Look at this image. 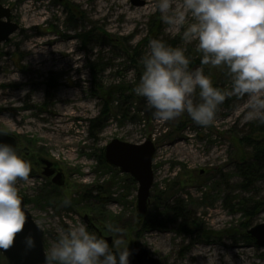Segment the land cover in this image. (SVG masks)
I'll return each mask as SVG.
<instances>
[{
    "label": "rangeland",
    "instance_id": "374dc122",
    "mask_svg": "<svg viewBox=\"0 0 264 264\" xmlns=\"http://www.w3.org/2000/svg\"><path fill=\"white\" fill-rule=\"evenodd\" d=\"M118 1L144 13H132V20L113 16L109 23L108 13L118 7L111 0H0L19 24L0 44V132L17 137L18 146L30 153H19L31 172L17 186L45 232L47 254L70 223L88 226L87 214L103 226L104 236L115 238L107 227L114 224L129 248L143 246L162 264H264V247L248 233L264 223V169L247 187L237 171L241 154L252 150L240 138L261 127L255 136L264 141V124L249 119L248 98L236 96L225 99L207 128L186 113L183 119L156 122L133 91L149 41L186 49L193 69L202 66L201 54L195 41L183 38V28L162 21L157 1ZM203 67L208 75L218 69ZM222 70L216 85L228 90L230 78ZM49 84L56 86L50 95ZM181 120L185 125L176 131ZM150 135L155 179L148 212L139 220L138 182L109 165L104 149L115 138L141 143ZM39 156L58 164L64 185L55 186L43 174L35 164ZM160 192L170 195L167 204L183 201L197 218L193 233L180 231V219L157 224L163 218V206H154ZM48 194L50 199L40 198ZM0 264H9L1 252ZM130 264L139 263L131 256Z\"/></svg>",
    "mask_w": 264,
    "mask_h": 264
},
{
    "label": "clouds",
    "instance_id": "9594fccd",
    "mask_svg": "<svg viewBox=\"0 0 264 264\" xmlns=\"http://www.w3.org/2000/svg\"><path fill=\"white\" fill-rule=\"evenodd\" d=\"M162 21L184 29L196 42L201 67L191 68L186 49L160 39L149 41L142 73L133 91L145 100L158 123L187 114L198 126L215 121L226 98H248L247 116L264 124V0H158ZM203 66L226 69L230 89L216 87ZM31 163L11 144L0 142V250L23 234L24 254L37 248L36 236L24 233L28 206L22 205L18 181H28ZM65 205L69 200L64 201ZM111 244L81 221L57 234L45 264H130L132 251L123 230L109 224Z\"/></svg>",
    "mask_w": 264,
    "mask_h": 264
},
{
    "label": "water",
    "instance_id": "95a60500",
    "mask_svg": "<svg viewBox=\"0 0 264 264\" xmlns=\"http://www.w3.org/2000/svg\"><path fill=\"white\" fill-rule=\"evenodd\" d=\"M133 4L141 5L142 0H132ZM19 29V24L13 19V12L10 7L0 4V44L8 41L12 34ZM0 142L18 147V140L15 136L0 132ZM156 146L150 135L141 143H132L118 138L112 139L105 147V160L107 163L121 172L129 174L138 182L137 191V217L141 220L146 216L151 199V189L154 184V155ZM42 163L46 165L44 174L51 176L54 170H49L52 162L44 157H40ZM58 185H64V173L59 171L53 178ZM22 198V205L27 204L26 198L19 194ZM29 210V209H28ZM29 221L26 223L24 233L31 232L36 236L37 248L29 253L24 254L23 234L20 235L13 247L8 250H0L5 256L9 264H45V232L43 228L35 221L31 211L29 210ZM84 219L90 226H94L93 218L85 215ZM95 227V226H94ZM96 228V227H95ZM249 235L254 242L264 247V223L253 226L248 230ZM111 242L112 236L106 237ZM132 257L136 258L139 264H162L161 261L152 255L147 248L135 245L130 248Z\"/></svg>",
    "mask_w": 264,
    "mask_h": 264
},
{
    "label": "trees",
    "instance_id": "16d2710c",
    "mask_svg": "<svg viewBox=\"0 0 264 264\" xmlns=\"http://www.w3.org/2000/svg\"><path fill=\"white\" fill-rule=\"evenodd\" d=\"M226 71V69H225ZM221 74H223V70L221 69H215L214 71L211 70L210 77L213 81L214 86L217 87L216 82L218 81V78L220 79ZM50 89L48 94L50 95L51 90L56 87L55 85L49 84ZM183 116H180V119H183ZM179 125H177L176 131L181 129L182 126V120L179 121ZM183 124V123H182ZM185 125V124H183ZM263 128H255L254 131L244 135L242 138H240V142L244 145H250L252 150L249 152V154H241V161L238 166V174L242 177V187H247L250 185L256 178L259 176V172H261L264 169V141L256 138L255 132L262 130ZM51 195H46L40 197L41 199H50ZM170 195H168L167 192H160L155 200V205L160 208V205L163 206V209L160 211L162 213V219H158V215H156L157 224L161 227L167 225V222L170 219L174 220H182L180 224H182V227L180 228V231H184L187 233H193L195 228L197 227V218L191 217L188 213L187 206L183 203V201H180V199H176L173 204L168 203L167 200L169 199ZM27 203H29V200H27ZM260 204H256L253 206V209H258ZM100 212L99 210H96ZM248 214L252 213V210H247ZM102 214L100 213V216ZM153 218V217H151ZM150 218V222L154 223L155 221H152ZM114 226V224H113Z\"/></svg>",
    "mask_w": 264,
    "mask_h": 264
},
{
    "label": "bare ground",
    "instance_id": "6f19581e",
    "mask_svg": "<svg viewBox=\"0 0 264 264\" xmlns=\"http://www.w3.org/2000/svg\"><path fill=\"white\" fill-rule=\"evenodd\" d=\"M148 2L147 3H151L153 1H157L158 3V0H147ZM178 2H180V0H177ZM111 5H114V4H118V7H115L114 9V12L111 13L110 15V12L108 13L107 16H109V23H112L114 21V19L112 18L113 16H116L118 18H120L121 16H125L126 19H130L132 20L134 17H133V14L132 13H144V9L143 8H137V9H134V11L131 12L130 10V7L129 8H126V7H123L124 5H122V3L118 0H111ZM176 3V1H173V4ZM175 6V4H174ZM95 9L94 6L91 7V11H93ZM98 9V8H97ZM75 116H79L81 115L79 112L75 113L74 114Z\"/></svg>",
    "mask_w": 264,
    "mask_h": 264
},
{
    "label": "flooded vegetation",
    "instance_id": "af4514ba",
    "mask_svg": "<svg viewBox=\"0 0 264 264\" xmlns=\"http://www.w3.org/2000/svg\"><path fill=\"white\" fill-rule=\"evenodd\" d=\"M106 147V146H105ZM19 149L20 150H18V152L19 153H22L24 150L21 148V147H19ZM24 153H25V155H29L30 153L29 152H25L24 151ZM104 157H105V149H104ZM51 161V160H50ZM52 162V164L50 165V167H49V170H54V173L51 175V176H47V175H45L44 174V171H45V168H46V165L44 164V163H42V161L40 160V156L37 158V160L35 161V164L36 165H39L40 167H42L43 168V174L47 177V178H49L50 180H51V182L55 185V186H62V185H58V184H56L54 181H53V178H54V176L59 172V171H62L63 172V170L58 166V164H56V163H54L53 161H51ZM64 173V172H63ZM64 181H65V175H64ZM28 200V198H26V201ZM87 215V214H86ZM93 223L94 224H96L95 222H94V218H93ZM89 226V225H88ZM95 226V225H94ZM97 226V225H96ZM91 227V226H90ZM98 227V226H97ZM99 228V227H98ZM101 229L103 228V226L102 227H100ZM99 228V229H100ZM100 229V231L98 230V233H99V235H101L102 236V230ZM104 237V236H103Z\"/></svg>",
    "mask_w": 264,
    "mask_h": 264
}]
</instances>
